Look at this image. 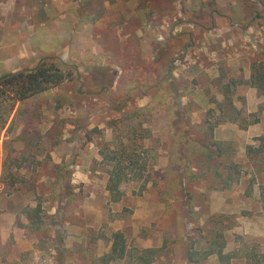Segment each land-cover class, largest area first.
<instances>
[{"label": "rangeland", "instance_id": "374dc122", "mask_svg": "<svg viewBox=\"0 0 264 264\" xmlns=\"http://www.w3.org/2000/svg\"><path fill=\"white\" fill-rule=\"evenodd\" d=\"M44 23L75 77L0 129V264H264V0H0L1 52Z\"/></svg>", "mask_w": 264, "mask_h": 264}, {"label": "trees", "instance_id": "16d2710c", "mask_svg": "<svg viewBox=\"0 0 264 264\" xmlns=\"http://www.w3.org/2000/svg\"><path fill=\"white\" fill-rule=\"evenodd\" d=\"M56 62L55 58L43 59L33 69H22L0 76V129L7 126L18 104L74 80L75 72L71 70L70 66L64 62ZM94 71V76L101 79L100 82H97V85H103L106 88L114 84L115 72L113 69L96 67ZM150 108L151 106L146 110ZM149 152L152 153L151 150H148ZM127 177L123 168L117 167L110 171L107 190L113 194L115 201L120 200L119 186ZM143 187L145 188V186ZM124 250V236L117 233L115 234L113 251L115 254L120 255ZM143 252L145 254H155L156 250L148 249ZM229 258H231L230 255L227 256V259Z\"/></svg>", "mask_w": 264, "mask_h": 264}, {"label": "crops", "instance_id": "0c3cea01", "mask_svg": "<svg viewBox=\"0 0 264 264\" xmlns=\"http://www.w3.org/2000/svg\"><path fill=\"white\" fill-rule=\"evenodd\" d=\"M53 21V20H52ZM51 21V22H52ZM48 24V23H47ZM46 23H44L41 26V35L39 34H35L33 36H28V38L30 39V43L31 45H33L34 43L36 44L35 47H30V49H26L24 47V45H22V37H14V42L12 44V48L8 47V50H6L7 52H1L2 51V47L0 46V76L5 74V73H11V72H15V71H19L21 69L26 68L27 66L31 65L32 63H38L41 58L45 57L46 55H49L50 53H57L60 54V56L65 60L69 54H70V50L69 47H61V49L59 50L57 45L55 46V41L54 39V31L51 29L50 30V24L49 25V32L47 31L46 28ZM43 30V31H42ZM68 34V30L66 29V31H61L58 36L57 39L64 41L65 37ZM59 37V38H58ZM27 38V39H28ZM56 40V41H58ZM56 48V50H55ZM122 75H125L124 71L121 70L120 75L117 77L116 81H115V87H120L121 84V80H122ZM144 79L147 80L149 78V83H154L156 81H158L159 79V72H146V74H144ZM143 80V81H145ZM130 83V82H129ZM128 83V84H129ZM29 100V99H28ZM27 101V100H26ZM24 101V102H26ZM151 101V100H149ZM149 102L147 101V104Z\"/></svg>", "mask_w": 264, "mask_h": 264}]
</instances>
